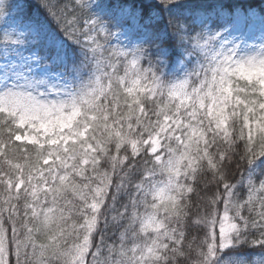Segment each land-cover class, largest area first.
Listing matches in <instances>:
<instances>
[{"label":"snow or ice","instance_id":"6c2138e0","mask_svg":"<svg viewBox=\"0 0 264 264\" xmlns=\"http://www.w3.org/2000/svg\"><path fill=\"white\" fill-rule=\"evenodd\" d=\"M0 264H264V0H0Z\"/></svg>","mask_w":264,"mask_h":264},{"label":"trees","instance_id":"16d2710c","mask_svg":"<svg viewBox=\"0 0 264 264\" xmlns=\"http://www.w3.org/2000/svg\"><path fill=\"white\" fill-rule=\"evenodd\" d=\"M245 3L251 4L257 8L261 5V0H244ZM31 3L33 5V9L35 10V0H31Z\"/></svg>","mask_w":264,"mask_h":264}]
</instances>
